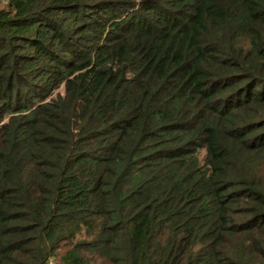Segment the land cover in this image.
Returning a JSON list of instances; mask_svg holds the SVG:
<instances>
[{
  "label": "trees",
  "instance_id": "obj_1",
  "mask_svg": "<svg viewBox=\"0 0 264 264\" xmlns=\"http://www.w3.org/2000/svg\"><path fill=\"white\" fill-rule=\"evenodd\" d=\"M0 264H264V0L0 5Z\"/></svg>",
  "mask_w": 264,
  "mask_h": 264
},
{
  "label": "rangeland",
  "instance_id": "obj_2",
  "mask_svg": "<svg viewBox=\"0 0 264 264\" xmlns=\"http://www.w3.org/2000/svg\"><path fill=\"white\" fill-rule=\"evenodd\" d=\"M6 2H7V0H0V5L5 6Z\"/></svg>",
  "mask_w": 264,
  "mask_h": 264
}]
</instances>
